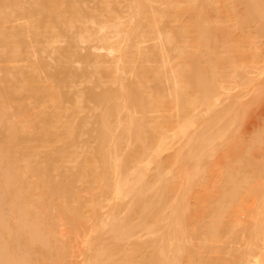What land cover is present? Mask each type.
<instances>
[{"label": "bare ground", "instance_id": "6f19581e", "mask_svg": "<svg viewBox=\"0 0 264 264\" xmlns=\"http://www.w3.org/2000/svg\"><path fill=\"white\" fill-rule=\"evenodd\" d=\"M168 1L150 11L148 0H0V264H58L52 208L83 228V264H211L196 238L202 247L222 237L241 193L232 177L204 230L192 226L194 196L237 115L211 100L212 49L224 26L209 27L205 0ZM222 1L264 24V0ZM186 11L192 23L165 31L164 17ZM13 17L23 21L7 25ZM95 39L117 55L80 50L79 41ZM148 39L158 42L142 46ZM43 53H53L56 69ZM199 102L204 111L191 112ZM248 254L230 264H264V249Z\"/></svg>", "mask_w": 264, "mask_h": 264}, {"label": "rangeland", "instance_id": "374dc122", "mask_svg": "<svg viewBox=\"0 0 264 264\" xmlns=\"http://www.w3.org/2000/svg\"><path fill=\"white\" fill-rule=\"evenodd\" d=\"M187 1L179 0V3L184 5ZM169 3L171 6L168 0H148V8L150 11L160 10L167 8ZM204 3L202 10L205 12L209 27L224 26L218 38V48L216 46L212 49L217 53L213 55L216 57V67L213 72L217 77L213 81L216 85L211 100L218 110L234 106L237 115L230 138L222 143L220 150L215 154L206 181L200 185L194 196L192 226L203 231L212 218L214 208L226 197L223 186L232 177L238 180L241 193L233 204L228 206L226 214L230 227L227 232L214 240L204 239L205 241L201 243L202 247L199 245L200 241H197L200 240V235L196 238L197 252L213 257L211 264H230L235 263L240 256L243 257V254L253 259L254 255L248 254L252 249L257 251L264 249V24H261L262 21L256 17L243 18V8L237 2L205 0ZM120 10L122 15L129 18V15L124 12L125 7ZM194 19L193 15L187 11L181 13L180 17H173V20L164 17L165 31L174 26H188ZM22 21L23 19L13 17L12 21H7L6 24L16 25ZM134 22V19L130 21V23ZM65 42L63 39L55 45H63ZM157 42V39H148L141 45L153 46ZM178 42L179 45L193 43L182 40ZM125 43L124 40L121 41L122 45L127 46ZM101 45L102 42L99 39L79 41V48L83 53L94 51L104 54L107 58L117 55L115 52L102 48ZM43 56L46 57L48 70L56 69L57 64L53 53H43ZM37 57L38 54H31L32 59L35 60ZM171 58L175 65L180 61L176 51ZM203 62L204 60L201 63ZM205 62L207 64V61ZM17 63L22 64L23 60ZM75 63L81 66L79 61ZM212 68L208 67V70ZM88 84L91 82H83L79 85ZM192 93L193 96H198L196 91ZM203 111L204 105L200 102L191 109L193 113ZM161 113L162 111H154L148 114L157 116ZM177 113L178 110L175 109L168 111L167 114L171 115L172 122L177 119ZM173 151L174 148L167 150L164 156H168ZM25 164L26 161H22V165ZM84 195L89 194L84 193ZM106 210H103L105 214L102 213L100 218L106 219ZM52 211L53 232L50 236H53L52 245L55 248L53 247L50 252H53V258L61 256L58 264H83L85 249L88 246L83 228L71 229L66 214L57 212L55 208H52ZM261 219V224L257 226ZM257 227L259 228L255 236L250 237V231ZM63 246H67L66 251L62 250ZM206 247L212 250H208V253L202 250ZM196 255L199 254L196 253ZM52 263V261L48 262V264ZM193 264H198V258H195ZM204 264L207 263L204 262Z\"/></svg>", "mask_w": 264, "mask_h": 264}]
</instances>
